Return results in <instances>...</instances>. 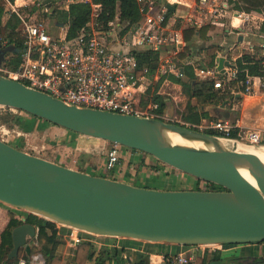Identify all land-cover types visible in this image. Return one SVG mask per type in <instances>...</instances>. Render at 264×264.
<instances>
[{
    "label": "water",
    "instance_id": "95a60500",
    "mask_svg": "<svg viewBox=\"0 0 264 264\" xmlns=\"http://www.w3.org/2000/svg\"><path fill=\"white\" fill-rule=\"evenodd\" d=\"M50 15L54 7L45 0ZM173 11L174 5H168ZM252 39L264 44V37ZM241 41V37H238ZM13 45L0 44V64ZM216 70L231 64L215 58ZM239 95L237 94L236 97ZM224 101L214 116L229 119ZM0 106L21 111L74 133L118 144L219 190H159L70 169L0 140V202L50 222L93 235L182 246L264 242V164L248 152L207 151L170 144L161 128L209 139L223 137L157 118L79 107L0 75ZM230 142V141H229ZM249 164L255 184L241 172ZM37 228L11 231L9 260L30 254ZM250 264V263H242Z\"/></svg>",
    "mask_w": 264,
    "mask_h": 264
},
{
    "label": "built area",
    "instance_id": "2783aa9c",
    "mask_svg": "<svg viewBox=\"0 0 264 264\" xmlns=\"http://www.w3.org/2000/svg\"><path fill=\"white\" fill-rule=\"evenodd\" d=\"M44 1L0 0L4 15L18 19V31L23 36L18 67L9 70L4 65V59L0 64V75L75 106L162 120L163 116L158 112L159 104L154 100L158 94H144L143 80L151 72L139 65L138 53L150 50L158 54L153 72L155 79L171 75L181 77L183 66L190 63V60L186 62L180 59L186 46L184 31L210 27L208 31L213 29L232 33L251 19L250 12L239 10L237 0H134L140 19L123 32L122 26L115 20L105 26L95 22L100 4L93 0H56L58 5H62L58 8L63 10L74 3L90 7L89 22L75 37L68 38L66 27L57 35L47 32L42 15L49 12ZM168 5H174V10L171 11ZM254 44L247 42L250 57L257 56ZM257 45L264 47V44ZM220 48L218 57H223L231 66H223V72H219L215 68V61L212 67L207 68L192 64L198 79H212L216 89L230 86L236 81L242 87L240 94L243 95L254 93L256 80L264 85V60L261 70H252L245 63L244 77L237 80L241 71L236 61L242 56L228 55L225 46L221 45ZM197 128L199 131L213 129L232 144L264 145V129L243 127L238 119L204 121ZM121 148V145L111 143L105 160L107 171L119 164ZM206 185L200 182L203 190L212 189ZM221 245L224 244L207 246L215 248ZM189 261L186 252L180 250L172 255L169 264H189ZM16 264H46V261L40 253H35L28 255V258H18Z\"/></svg>",
    "mask_w": 264,
    "mask_h": 264
},
{
    "label": "crops",
    "instance_id": "0c3cea01",
    "mask_svg": "<svg viewBox=\"0 0 264 264\" xmlns=\"http://www.w3.org/2000/svg\"><path fill=\"white\" fill-rule=\"evenodd\" d=\"M239 10L243 9L240 8ZM250 13L251 19L232 33H221V31L212 29L206 32V40H202L198 37V32L196 31L192 38L190 56L195 58V56H201L202 52L205 54V48L211 44L219 47L215 52L214 60L218 57L217 53L220 52L221 45L227 48L228 55L232 54L234 57L240 55L250 56V52L247 50V42L256 43L254 44V50L257 56L264 54V47L257 45L260 43L252 39L254 35L264 37V31L261 29L264 22V14L256 11ZM5 20H7V17L3 14V21ZM18 25L16 27L17 31L19 29ZM184 34L185 31L183 39L186 46H188ZM238 37H241V41L238 40ZM240 47L241 51H239ZM4 58L5 60L8 59L7 54H5ZM248 67L253 70L251 66ZM154 69L150 70L151 74L147 75L143 80L144 94L145 92L147 94L155 92L158 94L155 97L159 96L165 102L162 112L158 110L164 120L173 123H188L183 118L188 112L187 97L182 93L181 85L174 81L177 77L171 75L167 78L155 79L153 77ZM254 88V93L250 95L238 93L239 96L236 97V94L234 100H227L228 103L223 110L229 113L230 120L238 119L243 127L264 129V85L261 81L256 80ZM144 94L141 95L142 99H144ZM236 98H239V100H236ZM196 102L195 99L191 101L195 111L199 113L206 111L208 116L212 118H202L199 125L204 124V121L219 119L214 116V109L222 103L217 106H201ZM17 116L21 130H19V139L16 140L15 145L11 144V146L31 155L44 158L70 169L126 182L138 187L159 190L190 189L174 188L173 186L176 184L174 181L179 178L178 174L169 173L167 171L169 167L163 164V166L160 165L161 163L149 157V155L125 147L120 149V159L117 167L109 170V172H104L106 170V154L111 147V143L74 133L21 111ZM40 152H43V154ZM81 153L86 159L85 162L79 160ZM138 172H141L143 177L138 176ZM145 173L150 178H146ZM157 180H160L159 186H151L153 182L150 181H154L157 184ZM170 186L173 188H170ZM11 215L19 217L16 215L15 209L0 202V234L7 225ZM55 229V238L58 241L55 255L59 259V264H76L74 260L75 252L80 243H87L92 249V256L83 264H95L101 256L105 257L104 264H133L139 259H145L148 264H164L165 255L171 258L172 255L180 250H184L190 258L189 264H264V242L221 245L214 248L207 245L182 246L150 243L129 238L98 236L74 231L67 226L56 223ZM31 249L30 245V251ZM23 250L24 254H31V252L27 254L24 248ZM18 258H20L19 252Z\"/></svg>",
    "mask_w": 264,
    "mask_h": 264
},
{
    "label": "trees",
    "instance_id": "16d2710c",
    "mask_svg": "<svg viewBox=\"0 0 264 264\" xmlns=\"http://www.w3.org/2000/svg\"><path fill=\"white\" fill-rule=\"evenodd\" d=\"M56 0H52L54 2ZM95 3L100 4V9L98 12V17L95 22L99 25L105 26L109 21L115 20L123 28V32L133 27L140 19V14L137 5L134 0H93ZM258 2V1H257ZM252 0H238L237 7L242 8L248 12L256 11L264 14V9H261L257 3ZM54 7V5H53ZM54 12L51 18H55L56 22L61 23L66 27V36L68 38L75 37L79 31L85 27V25L90 20V7L82 3L70 4L67 10L59 9L54 7ZM3 6L0 4V44L2 46L13 45L18 49L23 47V36L16 30L18 20L14 16H10L7 20L3 21ZM210 27H204L199 29L197 32L198 37L202 40H206V32ZM262 31H264V22L261 26ZM196 31L193 29H187L185 31V40L188 46L183 48L181 52V60H190V63L183 66V75L174 79L175 82L179 83L182 87V93L187 97V109L188 112L184 115V120L188 123H184V127L189 129L198 130L197 125H199L202 118L212 119L208 116L206 111L199 113L195 111V107L192 106L191 101L195 99L197 104L201 106H217L226 100H234L235 95L242 91V87L238 83L232 82L230 86L223 88H214L212 79H198L194 75L193 66L199 68H207L213 66L215 52L219 49L217 45H209L205 48V58L208 57V63L206 66H201L200 61L195 60L191 55V44L192 38ZM158 60V54L145 50L137 55V61L139 65L147 67L149 70H153L156 67ZM264 60V55H258L255 57L242 56L236 61V65L241 71L238 75L237 80H242L244 77V68H246L245 63L254 69H262L261 62ZM205 61V60H204ZM5 62V61H4ZM7 64L11 65L12 70H15L20 62V54L16 55L15 60L6 59ZM199 64V65H198ZM159 104V111L165 105V102L159 97L154 98ZM239 100V98H236ZM161 119L162 118H158ZM205 133L213 136L221 137V135L215 131H205ZM136 151V150H135ZM162 165V164H160ZM163 166V165H162ZM197 182V188L195 190H203L201 188L200 182ZM212 189L219 190V187L213 184H209ZM207 187V185H206ZM30 223L34 225L37 232V242L40 245L39 252L45 258L46 264H59V259L55 255V248L58 244L55 238L56 229L55 223L40 218L33 214L25 213L23 217H14L11 215L9 221L0 234V264H16L17 258L9 260L7 258L11 248V231L14 227L23 224ZM34 250L31 249V253ZM92 256L91 246L87 243H80L75 252V263L83 264L87 259ZM24 258H28V255H24ZM164 264L170 263V258L165 255ZM145 259H139L133 264H148ZM105 257L101 256L97 259L95 264H104Z\"/></svg>",
    "mask_w": 264,
    "mask_h": 264
},
{
    "label": "rangeland",
    "instance_id": "374dc122",
    "mask_svg": "<svg viewBox=\"0 0 264 264\" xmlns=\"http://www.w3.org/2000/svg\"><path fill=\"white\" fill-rule=\"evenodd\" d=\"M252 1H254V2L258 1L257 3H261L259 5V7L261 9H264V0H252ZM237 2H238V0H237ZM51 4H52V6L54 5V7H56V8L59 7V6H62V5H58V1L51 2ZM42 18H43V21H44V23H45V25L47 27V32L50 33L51 35H57V33L60 32L62 30V28L64 27V25H62L61 23L56 22L55 18H51L50 14L42 15ZM17 54H19V53H10L9 52V53H7V57L10 58V59L15 60ZM195 60L200 61L198 63H200L201 66H206V64L208 63L209 59H208V57L205 58V54L202 52L201 56H198V57L195 56ZM4 63H5L4 65L9 70H12L11 65L7 64L6 60H5ZM19 112L20 111L11 110V109H8V108L0 106V140L5 142V143H8L9 145H11V144L15 145L16 140L19 139V130H21L20 123H19V118L17 116ZM164 121H166V120H164ZM166 122L167 123H173L171 121H166ZM174 124H178V125H182V126L185 125L184 123H181V122L180 123H174ZM205 131H215V130L208 129V130H203L201 132L205 133ZM227 143H228L227 144V148L230 149V150H239V148L242 149L244 147H251V148H263L264 147V145H251L249 143H241V144H238V145L232 144L229 141ZM43 152H45V151H43ZM43 152H40V153L43 154ZM82 155H83V153H81V156L79 157V160L81 162H85L86 159ZM149 157H151V156H149ZM164 167H166V166H164ZM167 171L169 173L170 172L176 173L179 176L178 180L174 181L176 183L175 186H173L174 188L182 187V188H190V190H194L195 188H197V186H198L197 182H196L197 180H195V179H193V178H191V177H189V176H187V175H185L183 173H180V172H178L176 170H172L171 168H167ZM104 172H109V171L105 170ZM137 174H138V176L143 177V174L141 172H138ZM145 177L146 178H150V176L148 174H146V173H145ZM160 180H161V178H160ZM160 180H157V182H158L157 184L158 185L156 184V182L150 181V182H153L151 184V186H159ZM209 186L210 185L207 184V187H209ZM173 187L170 186V188H173ZM201 188H203V187H201ZM209 188H211V186ZM185 190H188V189H185ZM13 209H15V208H13ZM15 211H16V215L19 216V217H23L25 215V213H27V212H23V211L18 210V209H15ZM29 245H31L32 249L34 250L31 254L40 253L39 252L40 245L38 244L37 240L36 241H30ZM24 255L25 254H24L23 248H20L19 257H24Z\"/></svg>",
    "mask_w": 264,
    "mask_h": 264
},
{
    "label": "bare ground",
    "instance_id": "6f19581e",
    "mask_svg": "<svg viewBox=\"0 0 264 264\" xmlns=\"http://www.w3.org/2000/svg\"><path fill=\"white\" fill-rule=\"evenodd\" d=\"M164 138L173 145H179L187 148L207 150V151H225L227 150V141L221 138L209 139L196 135H185L175 133L165 128H161ZM236 146V145H235ZM233 149V148H232ZM240 152H248L264 164V147L263 148H251L244 147L239 148ZM241 172L251 183L255 184V175L252 173L250 166L245 161H239Z\"/></svg>",
    "mask_w": 264,
    "mask_h": 264
},
{
    "label": "flooded vegetation",
    "instance_id": "af4514ba",
    "mask_svg": "<svg viewBox=\"0 0 264 264\" xmlns=\"http://www.w3.org/2000/svg\"><path fill=\"white\" fill-rule=\"evenodd\" d=\"M251 264V263H250Z\"/></svg>",
    "mask_w": 264,
    "mask_h": 264
}]
</instances>
